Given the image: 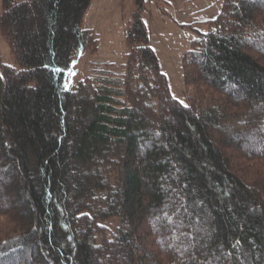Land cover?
<instances>
[{"label":"trees","instance_id":"16d2710c","mask_svg":"<svg viewBox=\"0 0 264 264\" xmlns=\"http://www.w3.org/2000/svg\"><path fill=\"white\" fill-rule=\"evenodd\" d=\"M90 1L2 0L0 264H264V0H219L192 29L188 106L144 0L123 73L99 65L64 90L74 56L98 49Z\"/></svg>","mask_w":264,"mask_h":264},{"label":"rangeland","instance_id":"374dc122","mask_svg":"<svg viewBox=\"0 0 264 264\" xmlns=\"http://www.w3.org/2000/svg\"><path fill=\"white\" fill-rule=\"evenodd\" d=\"M0 0V13H1ZM219 0H144L142 20L150 46L154 50L161 72L167 79L172 97L188 106L183 84L181 59L194 38L192 29L204 32L206 25L219 12ZM135 10L133 0H91L82 20V29L91 30L98 39L94 54L77 53L63 78L64 90L72 89L93 68L109 64L117 75L123 73L128 52L126 27ZM196 23V24H195ZM0 64L14 67L9 48L0 35ZM116 221L108 223L114 227Z\"/></svg>","mask_w":264,"mask_h":264},{"label":"crops","instance_id":"0c3cea01","mask_svg":"<svg viewBox=\"0 0 264 264\" xmlns=\"http://www.w3.org/2000/svg\"><path fill=\"white\" fill-rule=\"evenodd\" d=\"M219 6H220V3H219ZM219 11H220V7H219ZM219 13V12H218ZM218 15V14H217ZM216 18V17H215ZM208 21H211V20H208ZM208 21H206V22H208ZM206 22H204V23H202V24H204V25H206ZM201 23V22H200ZM200 23H198L196 26H195V28H199L198 27V25L200 24ZM196 24V23H195ZM194 28V29H195ZM207 29H208V27H207V25H206V29H205V31L204 32H206L207 31ZM149 46H150V43H149ZM151 47V46H150ZM151 49H152V47H151ZM153 50V49H152ZM154 51V50H153ZM155 53V52H154Z\"/></svg>","mask_w":264,"mask_h":264}]
</instances>
